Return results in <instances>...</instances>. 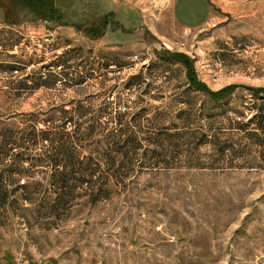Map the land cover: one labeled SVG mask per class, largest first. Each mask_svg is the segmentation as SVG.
<instances>
[{"label": "rangeland", "instance_id": "obj_1", "mask_svg": "<svg viewBox=\"0 0 264 264\" xmlns=\"http://www.w3.org/2000/svg\"><path fill=\"white\" fill-rule=\"evenodd\" d=\"M46 1L0 0V264H264V0Z\"/></svg>", "mask_w": 264, "mask_h": 264}, {"label": "trees", "instance_id": "obj_2", "mask_svg": "<svg viewBox=\"0 0 264 264\" xmlns=\"http://www.w3.org/2000/svg\"><path fill=\"white\" fill-rule=\"evenodd\" d=\"M20 1H21V4L31 9V11L36 13V15H38L41 19H45L47 21L55 20L57 24L65 25V23L62 21V16L61 15L59 16L56 13V11H54V7L50 1H46V0H20ZM106 24H107V19L104 16L103 20H101L100 23H98L99 32L96 36L102 35L104 33ZM74 27L77 29L82 28L80 24H74ZM85 32L89 34L88 30H85ZM163 53L167 55L169 58L181 63L184 66V68L187 70V78L191 86L196 88L197 90L206 92L208 96L212 98L213 100H216V101L223 100L230 93H232L233 91L232 86H225L218 90H211L205 84L197 81L195 77L193 76V74L191 73L192 65H191L190 60L186 57V55H183L182 53H177V52H170L168 50H165ZM249 89L252 90L253 93L264 94V87L249 88ZM261 122L262 121L260 119L259 125L262 124Z\"/></svg>", "mask_w": 264, "mask_h": 264}, {"label": "crops", "instance_id": "obj_3", "mask_svg": "<svg viewBox=\"0 0 264 264\" xmlns=\"http://www.w3.org/2000/svg\"><path fill=\"white\" fill-rule=\"evenodd\" d=\"M162 7L166 10V14L174 19L182 28L194 29L200 27L204 23H207L211 16V4L209 0H164ZM0 9L1 23L6 11L3 10V5Z\"/></svg>", "mask_w": 264, "mask_h": 264}]
</instances>
